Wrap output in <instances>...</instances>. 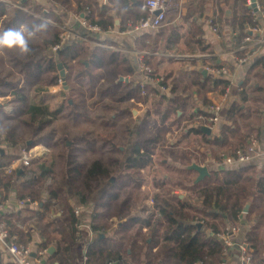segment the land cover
Returning <instances> with one entry per match:
<instances>
[{
  "label": "clouds",
  "instance_id": "obj_1",
  "mask_svg": "<svg viewBox=\"0 0 264 264\" xmlns=\"http://www.w3.org/2000/svg\"><path fill=\"white\" fill-rule=\"evenodd\" d=\"M32 35L23 25L19 29L10 28L0 35V49L16 50L20 55L29 54V40Z\"/></svg>",
  "mask_w": 264,
  "mask_h": 264
}]
</instances>
